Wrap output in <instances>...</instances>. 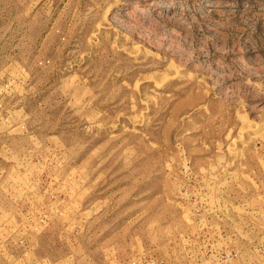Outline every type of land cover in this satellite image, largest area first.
Returning <instances> with one entry per match:
<instances>
[{"label": "rangeland", "instance_id": "obj_1", "mask_svg": "<svg viewBox=\"0 0 264 264\" xmlns=\"http://www.w3.org/2000/svg\"><path fill=\"white\" fill-rule=\"evenodd\" d=\"M0 264H264V0H0Z\"/></svg>", "mask_w": 264, "mask_h": 264}]
</instances>
